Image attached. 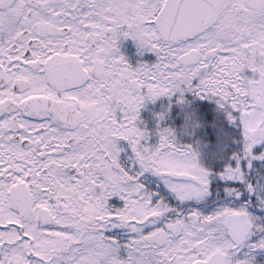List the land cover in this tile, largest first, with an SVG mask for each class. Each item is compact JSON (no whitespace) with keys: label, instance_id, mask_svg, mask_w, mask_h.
<instances>
[{"label":"snow or ice","instance_id":"snow-or-ice-1","mask_svg":"<svg viewBox=\"0 0 264 264\" xmlns=\"http://www.w3.org/2000/svg\"><path fill=\"white\" fill-rule=\"evenodd\" d=\"M0 264H264V0H0Z\"/></svg>","mask_w":264,"mask_h":264},{"label":"flooded vegetation","instance_id":"flooded-vegetation-1","mask_svg":"<svg viewBox=\"0 0 264 264\" xmlns=\"http://www.w3.org/2000/svg\"><path fill=\"white\" fill-rule=\"evenodd\" d=\"M121 52L127 57L130 63L135 65V63L137 62V57L135 55V47L131 41H124L121 44ZM149 58H152L151 54L146 53L145 56L141 59L148 60Z\"/></svg>","mask_w":264,"mask_h":264}]
</instances>
